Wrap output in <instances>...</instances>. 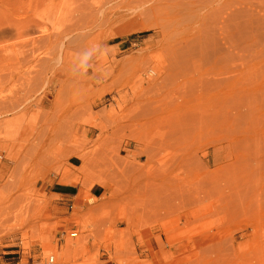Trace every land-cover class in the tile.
I'll return each mask as SVG.
<instances>
[{"label":"rangeland","instance_id":"rangeland-1","mask_svg":"<svg viewBox=\"0 0 264 264\" xmlns=\"http://www.w3.org/2000/svg\"><path fill=\"white\" fill-rule=\"evenodd\" d=\"M130 1L0 0V264H264V9L180 0L205 18L159 49ZM172 58L220 83L193 103ZM197 104L240 113L230 136L181 143L174 118ZM213 144L230 166L203 180Z\"/></svg>","mask_w":264,"mask_h":264},{"label":"bare ground","instance_id":"bare-ground-1","mask_svg":"<svg viewBox=\"0 0 264 264\" xmlns=\"http://www.w3.org/2000/svg\"><path fill=\"white\" fill-rule=\"evenodd\" d=\"M180 0H131L130 2H128L127 4L129 5V3H132L130 4L132 7V10L133 8L136 9H141L142 7V11L138 12L136 15H133V19L134 18H137V17H152L154 18L153 21H152V24L150 25L154 30H158V46H159V49H164L166 47V45H170L171 47H173L171 45V41L169 40L168 38V31L170 28L174 27L175 24H177L178 22H181L182 20L185 19V16H189V17H192L193 18V23L190 25V27H192L193 25L197 24V23H201L203 21V19L205 18V14L202 15V17L200 18L199 17V14H196L192 11L191 8H187V7H184L180 2ZM254 1V0H253ZM257 2H254V4L250 3V2H246L245 0H237L238 3H240L241 5H245L246 7H250V8H253L255 10H262L264 9V0H256ZM223 3H225L226 5H228V2L226 0L223 1ZM127 4L125 7H127ZM142 5H147L146 7L145 6H142ZM129 8V7H127ZM112 9V8H111ZM123 9V8H122ZM131 9V8H130ZM130 9H128L130 11ZM125 10H127L125 8ZM131 10V11H132ZM130 11V12H131ZM134 11V10H133ZM102 12V11H101ZM116 11H114L115 13ZM107 13V12H106ZM119 13V12H118ZM117 13V14H118ZM125 13V12H124ZM128 13V12H127ZM132 13V12H131ZM103 14V13H102ZM111 14V13H110ZM121 14V13H120ZM129 14V13H128ZM111 16V15H110ZM114 16V15H113ZM118 16V15H117ZM115 15V17H117ZM123 16V15H122ZM125 16V14H124ZM130 15H128L129 17ZM105 17V15H104ZM109 17V16H108ZM114 17V18H115ZM125 18V17H124ZM123 18V20H124ZM102 19V18H101ZM104 19V18H103ZM109 19V18H108ZM129 19V18H128ZM139 19V18H138ZM122 20V21H123ZM145 20V19H144ZM143 20V21H144ZM115 21V20H114ZM113 21V22H114ZM118 21H119V18H118ZM121 21V19H120ZM119 21V22H120ZM131 21V20H130ZM135 21L137 22V19H135ZM139 21V20H138ZM142 21V22H143ZM148 21V20H146ZM105 22V21H104ZM109 22V20H108ZM116 22V21H115ZM141 22V23H142ZM107 23V21H106ZM118 23V22H117ZM145 23V22H143ZM136 28V27H134ZM139 28V27H138ZM142 28V27H141ZM137 29V28H136ZM135 30V29H134ZM139 30V29H138ZM198 30V28H197ZM193 30L190 28V30L188 31V34L191 33ZM244 31L238 27L236 28L235 30V33L234 31H231V32H227V41L230 40L232 38V36H240L241 33H243ZM156 34V35H157ZM224 40V37L222 38ZM153 42V41H152ZM206 41H204L202 44H204ZM212 43V46H214V39L213 37L210 39V41ZM154 43V42H153ZM156 43V41H155ZM154 46V45H153ZM149 47V46H148ZM145 48V47H144ZM152 47H150L151 49ZM157 47H155V50H156ZM147 49V48H145ZM149 49V48H148ZM152 52V50H151ZM119 53V52H118ZM121 53V52H120ZM168 64H165L164 65H167L166 66V74H169V75H172L173 76V81L170 82V85H174V86H184V85H190L191 87H193V91H190V93L192 92L193 94H191L193 97V100L192 98L190 99V101H192L193 103H196V101L194 100V98H199L203 95H206L207 92L211 93L213 92V90L217 87V85L220 83V82H217L215 80L212 79V77H210V79H206L208 81H205L204 79H201L197 82V78H195V80H192L189 76L186 75L185 72L188 71L189 69V66L191 65V61L188 59V60H185L184 62H179L177 61L176 58H172L170 59L169 61H167ZM129 64V63H128ZM195 67V66H194ZM150 70V69H149ZM159 72H162V71H159ZM198 73V72H197ZM152 75V74H151ZM157 75V74H156ZM161 75V73H159V76ZM189 75H192V74H189ZM155 76V75H154ZM152 78H154L153 76H151ZM150 77V78H151ZM157 77V76H156ZM164 79V76H162ZM200 77V76H199ZM200 79V78H198ZM153 82V81H152ZM162 82V81H161ZM159 85L158 84H155V86ZM154 86V85H153ZM163 86V85H162ZM158 88V91L157 92H160L161 89L163 87H161L160 91H159V88L160 87H157ZM167 88V86H166ZM190 89V88H189ZM157 90V89H156ZM161 95V93H159ZM208 95V94H207ZM159 96V95H158ZM190 96V95H189ZM161 100H164V95L163 97L160 98ZM160 99H157L156 101L160 104H158V106H163L164 104H162L164 101H166L167 99H165L164 101L161 102ZM189 100V99H188ZM187 100V101H188ZM201 100V99H200ZM156 102V103H157ZM169 102V101H168ZM171 102V101H170ZM168 103L169 105L166 107H169V106H174L173 102L172 101L171 103ZM191 102V103H192ZM190 102H188V104H191ZM198 103V102H197ZM173 104V105H171ZM198 106V104H197ZM164 107V106H163ZM158 108V107H157ZM162 108V107H161ZM160 108V109H161ZM208 107H202L201 105H199L198 107L196 106H189L188 107V110L186 111L185 110H182V113L180 114L181 116L176 118L177 116H175V123H174V119H173V114H169L170 115V118H171V115L173 116L171 118V121L170 118H166L168 117V115H166L165 117H163L164 119L163 120H168L169 122L171 121L172 123V126H173V123H174V126L172 128V134L174 135H177V136H180L182 137V142L181 143H184L185 145H189L191 146L193 144L194 141L198 140V138H200L201 134L206 131L204 129H207V128H210L213 130L212 126H219L220 128V125H222L221 127L225 129L224 125L228 124H232L234 121L237 120V117H240L241 114L240 113H235L234 114V117L231 116V113H232V110L228 107L222 111H216L212 108H209L207 109ZM158 109V110H160ZM167 109V108H165ZM155 111V109H153ZM168 110V109H167ZM227 110H228V113H227ZM152 111V112H154ZM165 112V110H162L161 112ZM175 111V110H174ZM177 112H179L180 110H176ZM174 112L175 114H177V112ZM155 113H158L155 112ZM174 114V115H175ZM149 115V114H148ZM143 116L145 117V115L143 114ZM182 117V118H181ZM166 118V119H165ZM158 119V121H157ZM157 119H155L158 123H159V119H161V122H162V118L158 117ZM177 120V121H176ZM168 121H164V123H168ZM170 123V124H171ZM220 125H219V124ZM161 124V123H160ZM216 124V125H215ZM218 124V125H217ZM157 125V124H156ZM165 126V125H164ZM170 125V127H168V124H167V128H171L172 127ZM163 127V126H162ZM166 127V126H165ZM230 127V126H229ZM217 128V130H219L218 127H215ZM221 128V129H222ZM168 129V130H169ZM227 129V131H226ZM225 131H226V134L228 133V136H230V133H231V130L230 128L226 127ZM171 130V129H170ZM215 130V129H214ZM171 132V131H170ZM233 137V136H232ZM229 138V137H228ZM226 137V139H228ZM231 138V137H230ZM231 140V139H230ZM214 141V140H213ZM222 141V140H220ZM218 143V142H217ZM216 144V143H215ZM195 145H198L195 144ZM214 145V144H213ZM212 145V146H213ZM229 146V144H228ZM222 147V146H221ZM226 147V146H225ZM224 147V149H225ZM223 148V147H222ZM222 148L220 147H216L215 145L212 147V150L211 152H208L207 153L205 152L204 154V158L208 157V160H195L194 161V164H195V167H197L202 173L204 176L203 177V180L205 178H208L209 177H212L214 176L215 174L218 175L217 172L221 171L223 169V172L226 171L225 170V167H229L230 165L226 164L228 162L227 160V154H223L222 152ZM228 148H231V147H228ZM234 149V148H233ZM202 151V150H201ZM234 151V150H233ZM197 153V152H196ZM203 155V154H202ZM229 157V156H228ZM229 159V158H228ZM191 160V159H190ZM194 160V159H193ZM192 161V160H191ZM178 162V161H177ZM190 162V161H189ZM232 163V162H231ZM181 164V163H180ZM179 163H177L176 165H180ZM193 164V162H192ZM228 165V166H226ZM235 165V164H233ZM238 165V164H237ZM194 167V166H193ZM232 167V165H231ZM196 169V168H194ZM231 168H229L230 170ZM227 169V171H229ZM193 172V171H192ZM191 173V172H190ZM197 173V172H196ZM215 175V177H216ZM201 176V177H202ZM219 176V175H218ZM214 177V179H215ZM202 179V178H201ZM213 179V177H212ZM206 180H209V179H206ZM175 181L176 182H180V178L176 177L174 179V184H175ZM210 181H212L210 179ZM190 200V199H189ZM191 202V200L189 201ZM229 208V207H228ZM238 212V210H236ZM233 214V213H231ZM4 220V219H3ZM233 242V241H232ZM235 242V241H234ZM235 246V245H234ZM201 249V248H200ZM204 249V248H203ZM198 250V249H197ZM198 253V251H197ZM204 253V252H203ZM210 253V252H208ZM202 254V253H200ZM205 254V253H204ZM207 254V253H206ZM209 255H212V254H209ZM216 255V254H215ZM202 256V255H201ZM200 257V256H199ZM211 256H209L210 258ZM218 258V257H217ZM193 259V258H192ZM219 259V258H218ZM217 259H215L216 261ZM208 261V260H207ZM214 261V262H215ZM216 264V262H215ZM219 264V263H218Z\"/></svg>","mask_w":264,"mask_h":264},{"label":"built area","instance_id":"built-area-1","mask_svg":"<svg viewBox=\"0 0 264 264\" xmlns=\"http://www.w3.org/2000/svg\"><path fill=\"white\" fill-rule=\"evenodd\" d=\"M51 262H52V258L49 259V263H51Z\"/></svg>","mask_w":264,"mask_h":264}]
</instances>
